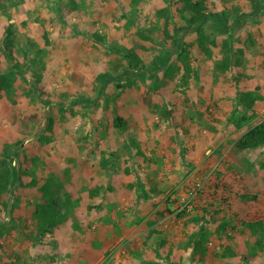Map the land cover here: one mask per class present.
<instances>
[{
    "label": "rangeland",
    "instance_id": "1",
    "mask_svg": "<svg viewBox=\"0 0 264 264\" xmlns=\"http://www.w3.org/2000/svg\"><path fill=\"white\" fill-rule=\"evenodd\" d=\"M183 6L0 0V264H264V147H234L264 120V0H209L233 30L179 31L185 51Z\"/></svg>",
    "mask_w": 264,
    "mask_h": 264
},
{
    "label": "trees",
    "instance_id": "2",
    "mask_svg": "<svg viewBox=\"0 0 264 264\" xmlns=\"http://www.w3.org/2000/svg\"><path fill=\"white\" fill-rule=\"evenodd\" d=\"M181 3L184 4V6L178 11L182 12H189L191 14V17L189 18L190 24L185 26H180L176 28L174 37H170L171 45H173L177 50H184V42L182 36H179V31H184L188 33L191 30H197L201 31L203 26L207 24L208 22H211V25L215 24L216 31H219L221 33L231 32L233 30L232 25L229 22V19L226 15H224L222 12L214 11V10H207L208 2L209 0H180ZM255 3V10L253 11L254 14H258L260 7H258L256 1ZM246 17V15L244 16ZM246 19V18H245ZM229 30V31H228ZM228 48V45H227ZM230 48V47H229ZM228 48V49H229ZM172 50V49H171ZM243 53V51H241ZM171 52L168 54L160 55L157 59H154L149 65L143 66L141 64H138L140 62V59L136 56H133L131 54L127 55V61L123 65V71L122 73L116 74V73H107L104 72L100 74V81L103 85H106L107 83L117 81L120 87L128 86L132 84L133 81H135V77L138 74H143L145 71V67H148L151 74H156L158 71H160L162 68H167L169 62ZM223 62V67L229 66L230 63V55L229 52L225 54ZM133 63H135L133 65ZM133 65V66H132ZM18 69V67H15ZM10 77L12 76H6L5 74H0V94L4 93L6 89H8L11 86V80ZM82 102H85V99L82 100ZM51 105V102H49ZM169 113V111H168ZM50 121V120H49ZM124 118L120 116L118 113L114 116V123L117 127H122L124 125ZM235 153L237 155H242L246 153L247 151L264 147V120L260 121L256 125L249 128L236 142H235ZM260 162L264 166V151L260 154ZM11 172L13 173V168L11 167ZM16 178H19V176L15 175ZM6 186L2 187L5 188ZM166 207V206H165ZM164 208V206H163ZM200 244H196V249H200Z\"/></svg>",
    "mask_w": 264,
    "mask_h": 264
},
{
    "label": "crops",
    "instance_id": "3",
    "mask_svg": "<svg viewBox=\"0 0 264 264\" xmlns=\"http://www.w3.org/2000/svg\"><path fill=\"white\" fill-rule=\"evenodd\" d=\"M142 171V170H141ZM105 180H103V179H101L102 181H101V183H105V185H107L108 183H111L112 182V180H110V177H108V178H104ZM109 179V180H108ZM111 181V182H110ZM113 183V182H112ZM111 187V186H110ZM95 189H97L96 188V185H95V187L93 188V186L91 185V186H88L86 189H83V190H81L80 192H85L84 193V196H85V194L87 193V196L89 197V198H95L96 197V195L94 196V191H95ZM72 193H74V192H72ZM109 194V193H108ZM76 197L77 198H79L80 197V195H76ZM97 197H99V193L97 194ZM67 203V202H66ZM99 205V204H98ZM88 206V208H89V204L87 205ZM98 207H100V206H98ZM101 208V207H100ZM86 209V208H85ZM105 220V219H104Z\"/></svg>",
    "mask_w": 264,
    "mask_h": 264
},
{
    "label": "built area",
    "instance_id": "4",
    "mask_svg": "<svg viewBox=\"0 0 264 264\" xmlns=\"http://www.w3.org/2000/svg\"><path fill=\"white\" fill-rule=\"evenodd\" d=\"M211 244H213V243H211Z\"/></svg>",
    "mask_w": 264,
    "mask_h": 264
}]
</instances>
